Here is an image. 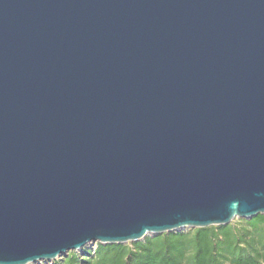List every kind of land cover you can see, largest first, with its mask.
Listing matches in <instances>:
<instances>
[{
	"label": "water",
	"instance_id": "water-1",
	"mask_svg": "<svg viewBox=\"0 0 264 264\" xmlns=\"http://www.w3.org/2000/svg\"><path fill=\"white\" fill-rule=\"evenodd\" d=\"M264 214V0H0V264Z\"/></svg>",
	"mask_w": 264,
	"mask_h": 264
},
{
	"label": "trees",
	"instance_id": "trees-1",
	"mask_svg": "<svg viewBox=\"0 0 264 264\" xmlns=\"http://www.w3.org/2000/svg\"><path fill=\"white\" fill-rule=\"evenodd\" d=\"M52 264H264V214L227 225L170 231L125 244L88 245Z\"/></svg>",
	"mask_w": 264,
	"mask_h": 264
},
{
	"label": "rangeland",
	"instance_id": "rangeland-1",
	"mask_svg": "<svg viewBox=\"0 0 264 264\" xmlns=\"http://www.w3.org/2000/svg\"><path fill=\"white\" fill-rule=\"evenodd\" d=\"M238 219H241V218H235L234 220H232V222L234 221V222H236ZM185 230H187V229H185ZM96 243V242H95ZM95 243H93V244H91V245H88V247H90V248H94V246H95ZM74 252L77 254V255H83L82 254V252L78 249V250H74ZM67 254V253H66ZM66 254H63V255H61L60 257H58V258H56V260H58V259H60V258H62V257H64V256H66ZM39 264V263H38ZM41 264H52L51 262H42Z\"/></svg>",
	"mask_w": 264,
	"mask_h": 264
},
{
	"label": "built area",
	"instance_id": "built-area-1",
	"mask_svg": "<svg viewBox=\"0 0 264 264\" xmlns=\"http://www.w3.org/2000/svg\"><path fill=\"white\" fill-rule=\"evenodd\" d=\"M44 262H51V260L50 261H44ZM39 264H41L42 262H38ZM38 263H35V264H38Z\"/></svg>",
	"mask_w": 264,
	"mask_h": 264
}]
</instances>
